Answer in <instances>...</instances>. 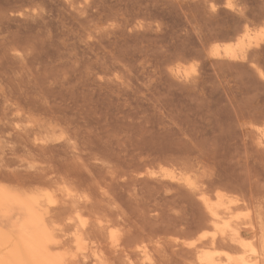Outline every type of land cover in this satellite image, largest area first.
I'll list each match as a JSON object with an SVG mask.
<instances>
[{
  "label": "rangeland",
  "instance_id": "rangeland-1",
  "mask_svg": "<svg viewBox=\"0 0 264 264\" xmlns=\"http://www.w3.org/2000/svg\"><path fill=\"white\" fill-rule=\"evenodd\" d=\"M237 10L264 25V0H0V181L103 214L108 264L189 263L178 244L213 232L201 191L264 230V40L214 50Z\"/></svg>",
  "mask_w": 264,
  "mask_h": 264
},
{
  "label": "bare ground",
  "instance_id": "bare-ground-1",
  "mask_svg": "<svg viewBox=\"0 0 264 264\" xmlns=\"http://www.w3.org/2000/svg\"><path fill=\"white\" fill-rule=\"evenodd\" d=\"M237 11L243 22L238 31L242 33L235 42L214 46L219 55L234 57L237 53L243 54L251 44L264 40V25L257 30L251 29L243 9ZM260 143L264 144V129L261 130ZM8 185L0 181V264H108L109 250L117 256L121 252L118 234L103 214H96L93 220L88 216L86 218L81 215L84 212L80 211L81 204L78 202L79 205L70 206L74 212L72 215L61 217L52 212L53 207L51 210L50 192L11 188ZM188 186L195 190L196 195L201 191L196 190L193 182H189ZM199 195L206 218L201 228L211 227L213 232L208 237L204 233L193 241L178 244L184 254L191 256L187 264H261L264 261L263 226L257 225L252 212L245 215L235 213L244 202L221 191L213 194L214 199L202 191ZM67 196V200L74 197L71 191L67 192ZM247 231L250 234L245 236ZM98 234L103 239H98ZM233 248L241 250L239 256L232 255L230 250ZM88 257L89 263L86 261ZM145 263L154 264L149 258Z\"/></svg>",
  "mask_w": 264,
  "mask_h": 264
}]
</instances>
